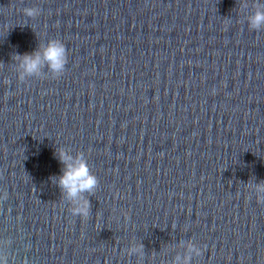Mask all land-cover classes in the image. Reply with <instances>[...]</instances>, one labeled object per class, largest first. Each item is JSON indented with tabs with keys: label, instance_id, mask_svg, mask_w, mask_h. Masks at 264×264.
I'll return each mask as SVG.
<instances>
[{
	"label": "water",
	"instance_id": "water-1",
	"mask_svg": "<svg viewBox=\"0 0 264 264\" xmlns=\"http://www.w3.org/2000/svg\"><path fill=\"white\" fill-rule=\"evenodd\" d=\"M255 0H0V250L8 264H264V30ZM264 3V0H260ZM25 8H38L27 17ZM51 39L60 78L19 82ZM57 148L98 179L87 218ZM143 245V253L130 254Z\"/></svg>",
	"mask_w": 264,
	"mask_h": 264
},
{
	"label": "clouds",
	"instance_id": "clouds-1",
	"mask_svg": "<svg viewBox=\"0 0 264 264\" xmlns=\"http://www.w3.org/2000/svg\"><path fill=\"white\" fill-rule=\"evenodd\" d=\"M245 0H242V4ZM255 10L246 19L249 29L259 32L264 30V3L255 0ZM38 8H25L24 14L29 18L39 15ZM17 70L19 82H25L31 78L46 76L51 73L53 78H60L68 64L66 46L57 39H51L47 44L41 45L36 51L12 57ZM47 68V73L44 71ZM56 158L63 165L62 175L53 177V183L61 190L63 200L69 205L72 216L87 218L91 212V204L87 196L95 193L98 187V179L92 174L88 161L83 152L73 155L70 150L57 148ZM256 201L264 205V181L254 185ZM130 254L140 255L143 253V245L132 247ZM187 255L183 258L176 257L175 264H191L192 255L200 256L201 250L194 244L187 247ZM0 264H8V257L0 250Z\"/></svg>",
	"mask_w": 264,
	"mask_h": 264
}]
</instances>
